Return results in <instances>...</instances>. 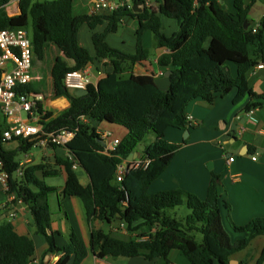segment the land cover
I'll return each instance as SVG.
<instances>
[{
  "label": "trees",
  "instance_id": "trees-1",
  "mask_svg": "<svg viewBox=\"0 0 264 264\" xmlns=\"http://www.w3.org/2000/svg\"><path fill=\"white\" fill-rule=\"evenodd\" d=\"M11 1L0 0V29H27L31 19L37 57L43 59L47 46L55 43L72 61L67 63L61 57L52 67L54 90L58 96L68 98L70 106L57 116L45 110L41 102H37L34 110L45 130L75 132L67 147L90 178V183L84 185L68 158H58L54 166L31 165L21 178H16L18 153L29 149L32 143L22 140L19 148L5 149L2 133L6 125L0 121V159L9 174L10 186L6 193H17L6 208H14L20 200L30 207L34 234L48 244L41 264H49L44 260L49 254L60 255L55 264H82L89 251L100 259L143 256L155 260V264H171L173 250L182 251L192 264H230L234 255L249 248L257 237H264V217L245 225H237L229 218L232 228L244 233L242 238L232 240L223 224L220 178L215 173L205 199L181 188L148 192L179 149L167 142L165 131L169 126H191L186 113L191 101L213 102L234 89L235 101L246 95L264 100V93L254 92L249 82V73L264 64V14L258 25L252 23L248 18L251 3L246 0H233L234 11L224 8L221 0H133L131 4L119 0L118 9L103 13L78 11L76 0H20V13L9 15L6 7ZM136 1L142 2L140 12L133 9ZM127 16L140 23L135 33V53L114 48L106 40ZM162 16L179 22V29L170 36L163 31ZM104 22H107L104 31L98 32L97 27ZM84 23L92 31L94 55L79 41V29ZM146 30L153 32L158 47L169 50L158 58L160 68L171 71L167 90L159 87L156 73L150 68V51L143 41ZM99 59H108L113 71L97 84H90L86 95L75 96L64 83L66 73ZM135 65L146 70L137 72ZM24 90L31 92L33 87L29 84ZM260 104L249 103L246 108ZM101 122L128 131L114 149L106 150L100 142L96 125ZM151 132L155 134L154 141L140 151L142 158L151 159L149 166L130 168L123 181L115 183L118 166L130 153L139 151V145ZM60 166L67 172L63 194L80 197L84 203L91 227L89 248L75 231L70 233L66 244L59 245L58 233L52 230L49 195L56 187L46 184L38 173L43 177L57 176ZM0 190L3 191L1 185ZM184 204L189 213L182 219L169 212ZM119 218L127 224L130 236L120 237L98 226V223L114 225ZM140 220L141 223L133 225ZM143 227L150 231L139 233ZM197 234L202 235L200 241ZM36 250L33 237L18 233L12 222L0 220V264H31ZM254 264H264V247Z\"/></svg>",
  "mask_w": 264,
  "mask_h": 264
},
{
  "label": "crops",
  "instance_id": "crops-1",
  "mask_svg": "<svg viewBox=\"0 0 264 264\" xmlns=\"http://www.w3.org/2000/svg\"><path fill=\"white\" fill-rule=\"evenodd\" d=\"M93 1L80 0L79 3L76 0V8L80 7L79 4H81L80 11L87 10L93 13ZM110 1L119 2V0ZM221 2L224 8L234 11L233 0H221ZM10 3H13L12 6L6 7V10L12 8V12L7 11L8 14L15 15L20 13L19 4L16 5L13 1ZM246 3H251L248 18L252 23L258 25L264 14V0H246ZM155 8L158 9L156 6ZM103 12L107 11H100L99 13ZM162 22L163 31L168 36L179 29V22L174 18L162 16ZM106 24L107 22H104L96 30L98 32L104 31ZM121 26H123V29L117 34ZM139 26L138 19L127 16L123 19L119 29L116 32H110L106 40L114 48L126 53H135V33ZM78 37L80 43L94 55L92 31L86 23L81 25ZM143 41L145 47L150 51V68L155 71L157 77L160 73H164V70L158 65V58L168 53L169 50L166 47L157 46L151 30L144 32ZM49 46H53L56 49V57L53 64L49 72H47V67L43 65L45 58L39 59L35 54L31 86L33 87L32 92L42 94L43 100L41 103L44 109L53 111L54 116H57L70 106V101L68 98L56 94L52 67L57 59L61 57L67 63L71 64L72 61L65 57L63 49L57 44L50 43L47 47ZM102 64H104V67ZM88 68L91 70L94 84H97L108 72L113 71V66L108 59L95 60L94 63L88 65ZM134 69L137 72L146 70L145 67L140 65H135ZM46 74L50 75L51 87H48L44 80ZM249 82L254 92L264 93V68L255 67L249 73ZM49 88L51 89L50 95L47 93ZM71 92L74 94L73 90ZM236 95L237 91L234 89L224 96H218L213 102L196 99L188 104L186 113L193 116L198 124L191 125L188 128L169 126L166 129L165 139L172 147L178 145L179 149L176 151L168 167L160 177L153 181L148 189V192L153 194L163 190L181 188L198 195L201 199H205L212 174L219 175L218 190L222 220L233 241L242 238L244 233L235 231L231 226L229 218L237 225H245L254 218L264 217V100L259 98L252 99L246 95L241 100L235 101ZM256 102L261 104L256 106L255 112L249 114L246 108L247 105ZM25 113L26 116L23 113L20 116L22 122L41 123L39 115ZM12 119L16 118L9 117L6 120L4 114L3 118L0 117V121L6 126L8 121ZM96 126L99 130L113 131L115 137L120 139H123L128 133L124 127L108 122H101ZM240 131L241 133H239ZM11 142H16L17 148L20 147V140H13L5 144ZM106 144L107 148L109 141ZM8 150H14V148H8ZM20 151L21 157L18 160L25 159L26 155L30 156L29 161L26 163L27 167L40 163L54 166L57 165L58 158L67 159L71 154L67 148L54 145H33L27 150ZM253 155L257 156L256 160L252 158ZM231 156H234L235 159L230 162L229 158ZM75 170L84 185L90 183V178L84 168L79 165ZM38 174L46 184L56 187V190L49 195V203L53 212L52 230L58 233L56 236L57 243L59 245L66 244L70 233L75 231L89 248L91 227L84 203L80 197L65 196L63 194L67 179V172L64 166H60V173L58 174L64 176V179L61 181L49 183L46 181L47 177H43L41 173ZM16 196V192L10 195L5 191H1L0 204L12 200ZM51 196L56 201L55 206L50 202ZM22 202L20 200L18 204ZM18 204L14 207L15 211L13 214H11V210L14 208L3 210L0 213V220L12 222L18 233L34 238L37 250L31 264H41L42 254L48 248V244L40 236L34 234V220L30 208L28 209L26 206L18 208ZM139 223H141V220L134 222L133 225ZM98 226L120 237L130 236L127 224L123 221H118L114 225L98 223ZM155 230L156 227L152 229V231ZM144 231H150V229L143 227L138 232L142 233ZM251 245L252 247L244 250V253L242 251L234 255L230 264H240L244 261L254 264L264 247V237H257ZM56 257L57 254H49L44 260L49 264H55ZM170 258L172 260L171 264H192L180 250H173ZM82 264H155V260H147L143 256H121L118 258L108 256L100 259L89 251V255Z\"/></svg>",
  "mask_w": 264,
  "mask_h": 264
},
{
  "label": "built area",
  "instance_id": "built-area-1",
  "mask_svg": "<svg viewBox=\"0 0 264 264\" xmlns=\"http://www.w3.org/2000/svg\"><path fill=\"white\" fill-rule=\"evenodd\" d=\"M12 1L19 3L20 0ZM125 1L131 4L133 0ZM120 6V1L113 2L110 0H94L92 4L93 12L97 13L100 11L111 12ZM35 54L33 38L28 29L22 27L0 29V111L4 114L6 120L9 117L16 118L8 121L6 128L3 130L2 138L5 142L28 140L32 143V146L54 145L68 149L67 144L73 139L74 131L67 129L47 131L42 123L22 122L20 117L23 112L39 115L34 110V106L37 102L43 100L42 94L24 90L33 80ZM257 67L264 68V64L260 63ZM162 76L163 73L157 75V77ZM64 83L67 88L73 91L77 88L88 89V86L93 83L90 68L86 66L81 69L68 71L64 78ZM256 108L249 109L248 113L255 112ZM188 120L191 125L198 124L191 115H188ZM97 132L102 139L106 142L109 141V146L106 150L114 149L121 142V139L115 137L111 130L97 129ZM252 158L256 160L257 156L253 155ZM29 159L30 156L26 155L25 159L19 160V167L15 172L16 178H21L24 175L27 168L26 163ZM68 159L73 164L74 169L79 167L78 161L71 154ZM234 159L235 157L231 156L229 161H234ZM150 162L151 159L149 157H139L129 163L127 160L124 161L118 166L115 183L120 184L123 181L128 169L146 168ZM3 167L4 163L0 159V185L3 191L7 192L10 187L9 174ZM9 201L11 200L0 204V213L8 207ZM59 257L60 255L57 254L55 263Z\"/></svg>",
  "mask_w": 264,
  "mask_h": 264
},
{
  "label": "rangeland",
  "instance_id": "rangeland-1",
  "mask_svg": "<svg viewBox=\"0 0 264 264\" xmlns=\"http://www.w3.org/2000/svg\"><path fill=\"white\" fill-rule=\"evenodd\" d=\"M33 2H42V1H45V0H32ZM79 3H80V0H78ZM83 1H88V0H83ZM14 2V1H13ZM16 5H18L19 3L18 2H15ZM13 3H10L7 7H11ZM80 7H81V4H79ZM80 7H77V10L80 11ZM8 12H12V8H9L7 10ZM87 11V10H86ZM126 26V25H125ZM86 27V26H85ZM28 31L29 33L32 35V22H31V19H30V23H29V26H28ZM123 29V26L120 27V30L117 34H119ZM56 55V49L55 47L53 46H49L47 47L46 49V52L44 54V61H43V65H45V67H47V72H49L52 64H53V61L55 59V56ZM102 66L104 67V64H102ZM44 80L46 81V84L48 87H51V80H50V75L49 74H46L45 75V78ZM48 95H50L51 93V89L49 88L48 89ZM23 115L26 116V113L23 112ZM0 117L3 118V114L2 112L0 111ZM155 139V134L153 132L149 133L146 138L144 139V141L139 145L138 149L139 150H142L145 146L147 145H150L153 140ZM5 149H8V148H14V149H17V144L16 142H11L9 144H4L3 145ZM18 159L21 157V151H19L18 153ZM62 179H64V176L63 175H57V176H54V177H47L46 178V181L47 182H53V181H61ZM1 192V190H0ZM50 202L53 206L56 205V201L55 199L50 198ZM58 205V204H57ZM169 212L175 216L177 219H182L183 217H185L188 213H189V209L187 208V206L184 204V205H181V206H177L175 207L174 209H170ZM202 238V235L201 234H197V239L200 241ZM252 247V245L250 246ZM250 249V248H249ZM254 250V249H252ZM245 251H243L242 253H244Z\"/></svg>",
  "mask_w": 264,
  "mask_h": 264
},
{
  "label": "water",
  "instance_id": "water-1",
  "mask_svg": "<svg viewBox=\"0 0 264 264\" xmlns=\"http://www.w3.org/2000/svg\"><path fill=\"white\" fill-rule=\"evenodd\" d=\"M142 2L141 1H136L134 4H133V9L134 11H142ZM249 26V23L248 21H246L245 23V27H248ZM170 74H171V71L170 70H167L163 73V76L162 77H157L156 79V83L159 85V87L162 89V90H167L170 83H171V79H170ZM88 93V89H75L74 90V95L77 96V97H80V96H84ZM100 142L106 147L107 144L105 142L104 139L100 138ZM141 157V152L140 151H134L132 153H130V155L128 156L127 158V162H131L133 161L134 159L136 158H139ZM22 206H26L28 209L30 208L29 206H27V203L26 202H22L20 204H18V208L19 207H22ZM122 209H125V206L122 207ZM15 211V208L11 210V214H13ZM118 221H121V218L118 219ZM94 255V254H93Z\"/></svg>",
  "mask_w": 264,
  "mask_h": 264
}]
</instances>
